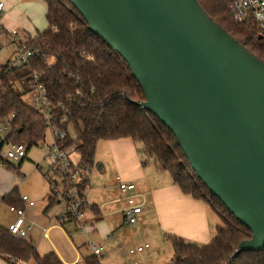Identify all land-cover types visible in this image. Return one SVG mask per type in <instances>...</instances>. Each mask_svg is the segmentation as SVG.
Masks as SVG:
<instances>
[{
	"label": "water",
	"instance_id": "water-1",
	"mask_svg": "<svg viewBox=\"0 0 264 264\" xmlns=\"http://www.w3.org/2000/svg\"><path fill=\"white\" fill-rule=\"evenodd\" d=\"M127 63L202 183L264 247V61L197 0H68Z\"/></svg>",
	"mask_w": 264,
	"mask_h": 264
},
{
	"label": "trees",
	"instance_id": "trees-1",
	"mask_svg": "<svg viewBox=\"0 0 264 264\" xmlns=\"http://www.w3.org/2000/svg\"><path fill=\"white\" fill-rule=\"evenodd\" d=\"M43 1L46 27L25 39L34 55L17 68L7 70L6 64L0 65V125L9 127L2 145L23 143L28 150L45 138L44 113L27 103L22 95L25 90L18 89L24 81L29 83L35 72L51 102L52 125L65 131L60 146L71 149L78 163L91 166L98 140L129 137L142 163L152 158L155 167L167 171L184 195L203 202L219 217L221 223L206 243L166 235L173 257L167 264H264V247L232 257L239 243L251 237V231L198 178L173 133L155 115L128 101H142L144 95L124 59L89 29L68 0ZM197 1L216 23L264 61V29L251 17L235 21L231 14L234 0ZM0 162L15 169L21 160L14 165L0 155ZM88 184L86 177L80 181V195ZM51 192L50 197L56 199L53 187ZM85 204L86 200L82 208ZM65 218L78 220L68 212L60 221ZM0 257L11 264L30 259L35 264H64L55 252L39 255L31 240L11 234L3 226ZM98 257L87 256L85 264H100Z\"/></svg>",
	"mask_w": 264,
	"mask_h": 264
},
{
	"label": "crops",
	"instance_id": "crops-1",
	"mask_svg": "<svg viewBox=\"0 0 264 264\" xmlns=\"http://www.w3.org/2000/svg\"><path fill=\"white\" fill-rule=\"evenodd\" d=\"M2 1L4 4L0 9V12H3L0 25L4 29V21L8 16L16 21L18 18L24 21L28 15L39 11L41 2L45 5L46 13L43 0ZM104 140L106 143L103 146L115 172L113 183L116 184V177L132 181L135 191L143 193L146 197L148 204L139 216L140 222L138 219L135 225L124 224L122 208L125 199L124 195L120 196L118 187L112 196L105 193L99 204H88L86 201L81 212L83 213L84 209V215L81 214L78 220L65 218L60 221L66 211V200L60 192L56 199L50 197L54 193L51 192L52 187L46 176L48 173L42 170L40 164L38 167L36 163L27 174H21L20 165L25 157L18 167H11L14 172L9 171L8 167L0 162V226L8 228L16 219L17 215L9 209L10 206L23 208L24 223L29 227L25 237L32 241L39 255L55 252L64 264H85V258L92 255L90 242L102 246L98 255L100 264H128V256L132 261L138 260L146 264L139 260L146 250L131 255L128 249L144 242L150 244L147 240L150 230L153 231L158 226L160 231H169L184 239L209 241L212 227L207 210L211 209L206 204L184 195L173 183L171 176V180L161 181L162 175L158 173L155 165L154 171L148 170V163H142L131 138ZM104 165L101 162L99 168ZM54 189L57 193V187ZM22 195H27L29 200L34 201L33 205L29 206L22 201ZM87 208L90 211L88 216L85 215ZM216 225L213 231L216 230ZM83 233L87 240L82 238ZM84 243H87L89 248L85 246L84 250ZM32 261L30 259L24 264H31ZM0 264L11 263L0 257Z\"/></svg>",
	"mask_w": 264,
	"mask_h": 264
},
{
	"label": "built area",
	"instance_id": "built-area-1",
	"mask_svg": "<svg viewBox=\"0 0 264 264\" xmlns=\"http://www.w3.org/2000/svg\"><path fill=\"white\" fill-rule=\"evenodd\" d=\"M4 2L0 0V9L3 8ZM232 18L235 21H242L247 17H251L257 25L264 29V0H234L231 8ZM11 33L18 36L16 29H11ZM16 41V40H15ZM17 44V55L13 60L6 63L7 70L17 68L28 62V58L34 55V52L29 46L25 44L24 40H19ZM29 86L35 91V95L31 100V105L43 112L45 115V121L47 127L51 130V139L49 142V152L47 155L52 157V164L50 166L51 170L55 175L62 178L63 183V198L66 200V212L70 213L72 216L79 218L81 216V208L85 202V196L78 193V184L80 181L86 177L89 179L90 167L88 165H83L78 162H73L68 155L66 149L61 148V142L65 139V131L55 125H52V115H51V102L47 97L46 90L43 84L40 82L38 75L33 72L31 74V79L29 80ZM65 118L61 119L64 122ZM9 132L8 124L2 123L0 125V148L2 145V140ZM44 141V140H43ZM36 145H40L41 141H38ZM27 148L23 143L8 144V149L6 153L1 156L10 161H19L26 157ZM47 177L50 179L51 187H57L56 181L52 180L49 175ZM78 181V182H77ZM116 184L120 193L124 194L125 205L122 208L123 222L126 225H135L138 223L139 215L143 209L148 204L146 199L142 197L140 201L137 197H141L139 193L132 194L135 190V185L132 181L122 180L116 177ZM76 188V190H74ZM87 188V187H86ZM22 201L27 205H33L34 201L29 200L27 195L21 196ZM9 209L16 213V219L8 225V230L11 234L19 237H25L29 230V227L25 225L23 217V208H18L15 206H10ZM92 254L99 255L102 246L97 245L93 242L89 243ZM150 248V244L144 242L140 245L132 246L128 249L129 254L136 255ZM132 264H145L138 260H133Z\"/></svg>",
	"mask_w": 264,
	"mask_h": 264
},
{
	"label": "rangeland",
	"instance_id": "rangeland-1",
	"mask_svg": "<svg viewBox=\"0 0 264 264\" xmlns=\"http://www.w3.org/2000/svg\"><path fill=\"white\" fill-rule=\"evenodd\" d=\"M2 16H3V12L1 11L0 12V24L2 22L1 20ZM17 21L13 19L11 16H8L4 21L5 29L2 28L0 25V65L6 64L8 61L13 60L16 57L17 55L16 42L17 41L19 40L25 41L28 35L29 36H31V34L34 35L33 32H36V30H42L43 28L46 27L45 5L43 4V2H41V4L39 5V11H37V13L36 11H34V13L32 15H28L24 21H20L19 18L17 19ZM13 28L17 30L18 36L11 33V29ZM18 89L20 91L25 90L22 93L23 99L27 103L30 104L32 98L35 95V91L30 88L28 82L24 81V83L19 84ZM50 139H51V130L50 128H47L45 131L44 141H41L42 146L33 145L32 147H30L27 151L26 158L22 160V163L20 165L21 169L20 168L19 169H20L21 174L22 173L27 174L26 172H30V170L33 169V167H35L36 163H38V165L40 164L42 167V170L44 172H47L52 180L56 181L58 185V191L62 193L63 191L62 178H60L58 175H55L53 171L51 170L50 166L53 160L51 156L47 155L49 152L48 144L50 142ZM105 143L106 141L104 139H100L96 143L94 158H93V162L91 164V168L89 171L90 172L89 184L87 185V188H85V191H84V196L88 204H91L93 202L99 204L101 202L100 200L103 198L105 193H109L108 195L112 196L114 194L113 192L117 190L116 184L113 183L115 179L114 177L115 172L113 171L109 155L103 146L105 145ZM7 149H8V144L6 143L3 144L2 147L0 148V155L6 153ZM68 155H69V158L73 162H77L78 157L71 149L68 150ZM11 162L12 164L17 165L16 161H11ZM101 162L105 164L103 168H99V165L101 164ZM145 162L148 163L147 169L154 171L153 159L146 158ZM3 165L6 166V164L4 163ZM21 166H23L24 169H22ZM8 169L9 171L14 172L10 166H8ZM158 173L162 175L161 181H163V179L168 180V181L171 180L170 175L166 171L159 170ZM113 184L116 187H114ZM74 190H76V188H74ZM135 193L137 192L134 190L132 194H135ZM139 194L141 195V197H137L138 201H140L142 197L146 199L143 193L142 194L139 193ZM122 195L124 194L120 193V196ZM62 201H64V199H62ZM207 212H208V218L211 222L210 224L212 227L211 228V238H212L215 234V231H213L215 228V225L220 224L221 221L219 217L213 211L208 209ZM89 213L90 211L87 208V210H85V215L88 216ZM82 214L84 215V209H83ZM82 218L83 216L80 218V220ZM87 221H89V219H87ZM139 222H140V218H139ZM82 223H83V220H82ZM159 229L160 228L158 226V228L153 229V231L150 230L149 237L147 238V240L150 242L151 247L143 253V257L139 258V260L146 262V264H167L173 258L172 257V247H171L169 240L166 238V235H174V234L170 233L169 231L162 232ZM82 238H85V240H87V237L84 233L82 234ZM185 240L187 242H193L197 244L206 243V242H202V241L190 239V238L188 239L186 238ZM85 246L89 248L87 243H84V246L82 247L84 248ZM127 260H128V264L132 263V259L130 256H128ZM31 264H35V263L32 261Z\"/></svg>",
	"mask_w": 264,
	"mask_h": 264
}]
</instances>
